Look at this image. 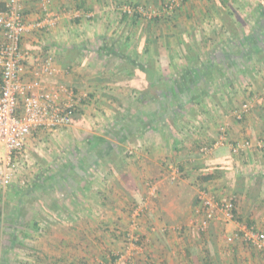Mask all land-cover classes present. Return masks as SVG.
Returning a JSON list of instances; mask_svg holds the SVG:
<instances>
[{
    "label": "crops",
    "instance_id": "obj_1",
    "mask_svg": "<svg viewBox=\"0 0 264 264\" xmlns=\"http://www.w3.org/2000/svg\"><path fill=\"white\" fill-rule=\"evenodd\" d=\"M239 1L230 0L225 5L219 0H190L186 6L189 15L198 14L204 21L192 17L189 23L172 25L164 40L153 32L150 22L143 23L137 20L138 14L132 17L123 12L133 3L157 9L158 0H49L48 8L58 13L60 20L47 31L25 34L26 77L32 78L40 67L45 56L36 53L43 48L54 58L55 72L47 83L86 92L89 98L73 111L72 126L67 131L51 135L37 130L27 139L25 160L38 161L44 173L32 186L39 199L37 203L33 197L26 199L19 194L8 213L2 212L0 220L10 219L4 230L13 243L5 250L0 246V264H129L126 260L118 262V255L126 252L123 232L131 225L133 206L148 194V182L156 183L159 191L155 201L149 200L140 220L139 232L145 242L143 250L133 251L135 264H245L239 255H246L242 243L227 249L222 234L228 226L212 224L202 240L190 239L189 233L196 229L191 222L200 191L206 189L220 198L216 189L227 185L224 179L232 171L228 169L236 164L239 173L251 162L262 167L264 149L247 150L236 158L228 146L209 156L197 151L198 140H216L220 131L214 138V126L229 125L226 118L230 117L227 112L233 97L227 94L230 86L215 94L208 86L209 96L200 99L199 90L191 89L188 76L181 75L184 68L188 71L198 65L200 71L204 62L216 59L223 68L231 66L233 74H227L232 85L238 87L245 80L242 84L251 97L263 94V66L257 62L239 65V54L226 61L227 54L220 50L210 57L200 46L224 42L223 26L228 30L244 28L254 35L261 0L256 1L253 11H242L247 19H235L237 11L233 9L240 7ZM80 10L87 14L86 20L75 19L73 13ZM228 12L234 13L232 20H228ZM22 13L27 25L45 15L39 0H24ZM210 16L216 21L210 22ZM209 26L221 28L220 34L210 35ZM3 41L0 30V44ZM149 63L155 64V71L151 69L147 75L138 67ZM165 91L171 92V97H165ZM252 100L254 111L246 117L250 120L243 128L252 141H264V99ZM191 119L200 125V130L191 133L192 138L183 131ZM170 167L181 170L176 182L169 178ZM251 176L246 174L241 190L247 188L246 201L256 205L261 203L264 177L256 182ZM239 177L236 174L230 182ZM33 205L35 211L39 207V213L33 212ZM260 220L264 222V217ZM36 238L39 241L35 243ZM254 254L253 263L264 264V254Z\"/></svg>",
    "mask_w": 264,
    "mask_h": 264
},
{
    "label": "built area",
    "instance_id": "obj_2",
    "mask_svg": "<svg viewBox=\"0 0 264 264\" xmlns=\"http://www.w3.org/2000/svg\"><path fill=\"white\" fill-rule=\"evenodd\" d=\"M43 5L44 17L32 25H27L23 17L24 0H3L4 10L0 11V30L4 32V41L0 44V189L6 190L14 177L13 165L23 164L25 160L26 142L29 136L42 130L54 135L67 131L72 126L73 111L83 105L89 98L86 92H76L67 87H52L47 79L55 72L54 58L51 54L43 58L39 68L34 70L32 78L26 77V56L22 49V40L31 30L47 31L57 25L58 13L50 11L49 0H39ZM185 0H169L163 12L172 14L181 7ZM123 12L129 15L143 13L141 7L125 6ZM76 13L75 17H79ZM150 18L158 17L149 15ZM252 111L249 103H243L234 112L236 120H242ZM228 146L233 156H238L253 148L264 149V141L244 140L230 142L227 129L223 126L213 144L203 145L200 152L211 155L216 149ZM130 155L133 151L128 152ZM169 178L176 182L181 177V170L170 167ZM148 194L139 204L133 206L131 225L123 232V245L126 252L118 255V262L127 261L135 264L132 258L134 250H143V237L139 232L140 220L144 217L149 200L158 195L156 183L146 184ZM194 213L193 224L200 232L206 233L212 224L227 223L236 220L237 200L230 196L218 201L206 191L198 195V205ZM242 232V233H241ZM228 238L230 245L242 240L256 251L264 252V229L245 228ZM127 253V254H126Z\"/></svg>",
    "mask_w": 264,
    "mask_h": 264
},
{
    "label": "rangeland",
    "instance_id": "obj_3",
    "mask_svg": "<svg viewBox=\"0 0 264 264\" xmlns=\"http://www.w3.org/2000/svg\"><path fill=\"white\" fill-rule=\"evenodd\" d=\"M168 1L169 0H158L159 6L157 9H155V8L147 9L145 6H142V5L136 6L137 4L134 5V3L129 4V6L132 8L141 7L144 10V12L143 13H137L138 14L137 20L141 21L143 23H146V24H149V22H150V25H153V28H154L153 32L156 35H160L164 40H166V37H168V35H169L168 34V31H169L168 27H170L172 25H174V27H176V26L178 27V23L180 24V22H182V23L188 22L189 23V22H191L192 17H193V14L191 13V16H190L189 15L190 11L186 10V6H189L188 3L190 0H185L181 4V7L176 12H174L172 14H167V13L163 12V8ZM192 1L193 0H191V2ZM256 1H258V0H241V1H239L238 3L240 5V7H234V9H233V10L236 9L234 11V13L237 11L236 14L233 13L234 18L235 19H247L248 16L245 17L241 13H242V11L246 13L245 9L253 11L255 9V5H257ZM184 7H185V9H184ZM248 10H247V12H248ZM73 14H76V13H73ZM77 14L80 16L75 17V19H78V20H81V19L86 20L87 19V17H86L87 14L84 13L83 11L78 12ZM149 15H156L158 17L151 20V19H149L150 18ZM84 17H86V18H84ZM201 19H202V21H204V19L202 17H199L198 14H196V17L195 16L193 17V20H196V21H199ZM150 20L154 21V22L151 23ZM208 20L210 22L216 21L215 17H212V16H210ZM249 20H251V18H249ZM220 29L218 27L213 28V26H209L207 30H208V32H211L210 35L217 36L220 34ZM173 30H176V29H173ZM178 30H179V32H182L181 28ZM143 32L145 33L146 31H143ZM203 32H204V30H203ZM208 32H206V30H205V35H207ZM144 33H143V36H144ZM221 33H223L222 29H221ZM83 34H84V32H83ZM205 37H207V36H205ZM209 39H213V38L210 36ZM200 46L203 48V51L207 52V50L211 49L214 46V44H213V42H207L203 45L201 44ZM40 50H41V52H40ZM32 51H34V49ZM36 54H37V56L40 55L41 57H43V56L47 57L48 56L47 50L46 49L44 50L43 48L38 49ZM232 57L234 58V54ZM33 60H35V58H33ZM244 63H245V65L251 66V64L255 65L256 62L253 63L252 61L248 62V60H245ZM242 83H245V80ZM242 83L241 84L238 83V87L236 85L235 86L232 85V87L227 88L228 89L227 94L229 96L233 97V101H232L233 106H231L229 108V111L227 112V115H229L230 117L226 118L230 122H229L228 126L227 125L224 126L227 129V135H228L230 142H233L236 140H243V141L244 140H251V138L249 139L246 136V130H245L246 128H243L246 125V121L248 119L250 120V118L247 119L245 117L243 120L245 122L241 123V121L234 120L235 119L234 112L236 110H238L243 103H249L252 106V111L249 114V116H250L251 113L254 111V103H253L252 98L255 97V98H257V100L258 99H264V91H263V94H261L260 96L256 95V96L251 97V95H249V91L246 90V88H244V85ZM246 87H249V86L247 85ZM81 92H83V91H81ZM249 116H247V117H249ZM247 123H248V121H247ZM188 125L184 127L183 131H185V134H187V137L192 138L193 135L191 133L193 132V134H195L196 131H194V130H198V129L200 130V125L195 121V119H191V122H189ZM221 125L222 124L220 123L217 126L213 127L212 133L214 132V136H213L214 138H216V134L222 128ZM198 143L195 145V147H196L197 151H200V149L203 145H211L214 143V141L212 143H205L201 140H198ZM228 149H229V147H228ZM3 150H4L3 147H1L0 151L3 152ZM251 150H254V148ZM202 155H204V154H202ZM233 158H236V156H233ZM233 162H234V160L231 163H233ZM38 163L39 162L35 161V160H30V161L27 160L23 164L18 163L16 165H13L14 177H13L11 185L6 190L0 189V212H1L0 217H2L1 216L2 212L4 214L8 213V209L9 208L11 209L15 205L12 201L13 200L17 201L16 198L20 195H21V197L26 198V199H29V197H33V200H32L33 202L38 201L39 198L35 195L37 190H34V188H32L33 185H37L39 183L38 182L39 178L44 175V173H42L40 171ZM254 166H255V171H254ZM258 169H260V170H258ZM230 170H232V171H230ZM241 170H239V173H238V169L236 168V164H234L232 166V168L228 169V171H230L229 175L226 179H224V181H228L227 185H224L220 189H218V188L216 189V191H220L219 192L220 198H218L214 194H210L208 190L203 189L210 196L215 197L218 201H224V200L228 199L230 196H234L237 200V208H238V212H239L238 213L239 218L237 217L234 222L227 223L226 225H224V226H228V227H225L227 231H229V228L231 229L229 232L226 231L224 234H222V236L224 235V241L229 236H231V235H233L239 231L241 232L245 228L255 227V229L259 230V231L264 229V222H262L260 220L262 217H264V189H263V195L261 196V203H257L256 205H250L249 201L248 200L246 201V193L245 192H246L247 188L243 187L244 189L241 190V188H242L241 186H243V184H245L246 174H249V175L251 174L252 175L251 179H253L256 182L260 181V180L263 181L264 164L262 167L259 168V167H257V165L255 163L254 164L252 162L250 164L246 163L244 166H242ZM50 174L52 176V173H50ZM236 174L240 175L239 180L236 178L235 179L236 182H234V181H233L234 183L230 182L231 180L234 179L233 177H236ZM156 199L157 198H154V199H152V201H155ZM244 200H245L246 204H244ZM28 205L30 207L32 206L31 203ZM197 207H196V209H197ZM36 208L37 209L35 211L34 205H33V212L39 213V211H38L39 207H36ZM196 209H195V211H196ZM2 219L0 220V246L3 250H5L7 248L12 247L11 245H12L13 241H12V238L9 237L10 234H8L6 232V230H4V228L6 229L8 227L10 219H8V217L7 218L4 217ZM259 221H261V222H259ZM22 223H24V221H21V224ZM193 226L194 225L192 224V227ZM206 233L200 232L197 228L192 229L191 233H189L191 236L190 239L194 236V238L196 237V239L202 240V238H203L202 236H204V234H206ZM122 238H124V236ZM38 241H39V239L36 238L35 243ZM144 242L145 241L143 238V243ZM225 243L227 245V249H236L239 247V243H242L241 246H242V248L245 249L246 255L242 256L240 253H239V255H240V257L244 258L245 264H249L248 263L249 261L252 262L251 264H254L253 260L255 259V256H256V254H254V253H257L258 254L257 256H259V257H261L264 254V252H259V251L254 250L253 248L248 246L242 240L236 239L234 241V243H232L230 245L227 243V241ZM232 254H234V253H232ZM208 256H209V252H208ZM237 257H238V255H237Z\"/></svg>",
    "mask_w": 264,
    "mask_h": 264
},
{
    "label": "trees",
    "instance_id": "obj_4",
    "mask_svg": "<svg viewBox=\"0 0 264 264\" xmlns=\"http://www.w3.org/2000/svg\"><path fill=\"white\" fill-rule=\"evenodd\" d=\"M219 1L225 5L230 3V0H219ZM263 5H264V0L263 1L261 0L257 9L258 15L255 21L256 27L253 30L254 35L250 36L248 33H246L247 31L244 28H240L239 30H235V29L231 30L229 27L228 30L223 26L222 27L223 33H226L225 41L220 44H214V46L211 49L207 50L206 52L207 55L212 57L213 55H216L215 54L216 51L218 52L220 50L224 54H227L225 56V59L226 61L230 62L232 61L233 54H239L236 55V57H240L239 65H245L244 63L245 60H248V62L249 61L257 62L264 68V6ZM3 10H4V5H3V9H1L0 11ZM124 14L126 15L127 13ZM226 15L229 17L228 20H232L230 18L233 17V13L228 12ZM129 16L135 17L136 14ZM214 60L211 61V63L204 62L205 64L201 65L200 71L196 69V66L198 65H194V67L189 68L188 71L187 69L184 68L185 72L181 74L188 76V79L191 82L190 85L191 89L196 87V89L199 90L198 98L200 99H205V97L209 96L210 93L207 89L208 86L210 87V89H213V94H215L217 91H222L221 88L225 86L232 87V78L229 76V74H227L228 72L233 74L232 72L233 70L232 68H230L231 66L227 65L225 69L222 67L223 64H219L216 61V59ZM152 66L153 68H151ZM138 68H140V70L143 71V73L150 75L151 69L155 71V64L149 63L147 67L139 66ZM178 79H181V77L178 76ZM160 81L162 80L160 79ZM201 89L204 90L202 93H201ZM164 94L165 97H171V92L165 91ZM141 101L145 102L146 98L141 97ZM244 118L242 120H237V121H243ZM238 213L239 212L237 208L236 217L239 218Z\"/></svg>",
    "mask_w": 264,
    "mask_h": 264
}]
</instances>
